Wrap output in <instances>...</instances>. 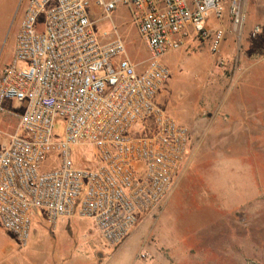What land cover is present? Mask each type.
Returning a JSON list of instances; mask_svg holds the SVG:
<instances>
[{
  "label": "built area",
  "instance_id": "2783aa9c",
  "mask_svg": "<svg viewBox=\"0 0 264 264\" xmlns=\"http://www.w3.org/2000/svg\"><path fill=\"white\" fill-rule=\"evenodd\" d=\"M90 4L26 0L0 68V120L16 119L13 131L0 127V225L19 247L28 246L39 210L51 223L91 220L108 247L157 210L190 148L188 126L159 101L171 75L164 57L190 43L217 55L225 31L210 17L228 10L239 34L245 18L239 0H94L107 18L118 5L130 8L147 49L138 66L114 23L113 36L97 35ZM75 146L92 156L74 160Z\"/></svg>",
  "mask_w": 264,
  "mask_h": 264
},
{
  "label": "crops",
  "instance_id": "0c3cea01",
  "mask_svg": "<svg viewBox=\"0 0 264 264\" xmlns=\"http://www.w3.org/2000/svg\"><path fill=\"white\" fill-rule=\"evenodd\" d=\"M253 9L264 20V0H255ZM245 11L246 2L244 14ZM227 15L225 11L223 29L228 23ZM262 23H256L262 26L256 39H247L243 48L237 41L230 47V37L224 34L221 54L223 59L233 61L238 70L233 78L235 87L219 99L213 98L206 88L203 90L201 101L217 100V104L211 110L207 105L209 110L205 115L192 122L188 157L171 191L157 208L159 212L163 209L168 217L189 210L195 213L194 222H164L169 233L157 236L154 233L157 223H142L138 228L136 224L123 242L108 247L93 243L89 226L82 218L73 216L54 223L46 219L33 225L26 248L4 256L0 252V264H194L198 261L207 243L200 236L203 233L205 236L227 214L240 209L259 193L252 186L258 178L257 168L263 163ZM15 124L12 117L0 120V127L9 131H13ZM150 214L153 213L146 216ZM175 229L181 231L174 232ZM183 229L187 231L185 236ZM141 250L149 254L146 260L139 258Z\"/></svg>",
  "mask_w": 264,
  "mask_h": 264
},
{
  "label": "rangeland",
  "instance_id": "374dc122",
  "mask_svg": "<svg viewBox=\"0 0 264 264\" xmlns=\"http://www.w3.org/2000/svg\"><path fill=\"white\" fill-rule=\"evenodd\" d=\"M25 1L16 0L15 5L14 0H0V68L10 60L14 33L17 29ZM254 1L239 0L243 12L246 2L241 36L235 31L232 18L228 10H226L228 23L224 30L225 34L228 33L227 35L230 37V47L234 46L237 41L240 47L243 48L248 40L256 39L248 37V32L252 28V25L263 21L262 24L264 26L263 18L254 13ZM90 3V18L97 35L100 36L103 32H106L108 34L107 38L113 36L112 23H114L116 33L125 42L131 59L138 66L143 65L147 57V49L142 37L138 33L137 25L132 17L130 8L126 5H118L112 15L107 18L95 6L94 0H90ZM223 20L224 16L220 19L211 16L209 22L211 25L222 26L224 24ZM191 46L194 47L190 50ZM174 52L164 57V62L169 66L171 75L169 81L161 91L159 101L169 114L179 122L187 125L191 132L192 122L201 115H205L209 110L207 105L210 106L211 110L217 104V100L215 102H202L203 90L206 88L207 92L211 93V96L216 99H219V96L227 95L235 87L233 85V78L236 76L238 70L233 65V61L229 62L223 59V64H218L217 55L223 58L221 46L217 55L211 53L206 43H190L186 49ZM186 119L189 121L187 122ZM54 132L56 136L62 137L64 125L56 124ZM144 135H149V132H145ZM261 154V161L263 163L257 168L258 172L255 176H258V178L255 179L252 186L253 188H257L259 193L240 209L227 214L205 236V233L200 236L206 239L207 243L202 247V253L199 255L200 259L194 264H264V134ZM83 155L90 158L92 156L91 148L82 146L72 147V158L74 160ZM158 212L159 209L153 214L139 218L136 225L137 228L142 223L155 222L158 224L154 232L155 235H166L165 233H169V228L164 225V222L170 224L177 222L188 224L195 221V213L189 210L182 211L176 214V216L170 214L169 217L165 215L163 209ZM45 220L44 211L39 210L38 215L33 219V225ZM83 220L89 226L93 243L99 246H101V243L103 245L104 243L100 239L92 221L89 219ZM180 231L174 230V232ZM182 233L185 236L187 231L183 229ZM12 238L14 237L0 225L1 256H4L7 252L19 253L20 249H23Z\"/></svg>",
  "mask_w": 264,
  "mask_h": 264
}]
</instances>
